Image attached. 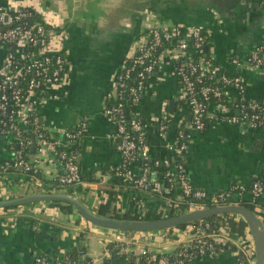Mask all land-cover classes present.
<instances>
[{
    "label": "crops",
    "instance_id": "crops-1",
    "mask_svg": "<svg viewBox=\"0 0 264 264\" xmlns=\"http://www.w3.org/2000/svg\"><path fill=\"white\" fill-rule=\"evenodd\" d=\"M26 1L37 9L57 13L63 26L64 84L58 98L39 103L34 111L50 138L61 146H72L64 138V130L85 123L76 161L86 181L62 192L75 196L92 211L98 212L107 200V190L114 187L119 193L110 211L128 213L136 219L159 215L162 201L151 193L131 189L113 172L121 155L115 144L114 124L103 115L115 74L151 28L185 30L201 26L207 34L205 52L212 64L221 72L237 74L244 86V99L264 101V62L258 67L247 63L251 51L264 46L263 0H0V5ZM166 56H160L157 69L148 75L133 106L134 113L146 122L149 154L156 158L168 153L165 145L173 141L176 125L173 121L160 135L155 119L164 114L175 119L182 113L187 122L190 118L188 106L177 100L180 84L174 61ZM3 59L0 48V68ZM223 99L222 107L210 108L203 130L189 131L184 162L187 177L193 187L207 192L243 186L246 190L239 201L249 200L247 188L252 179L259 176L264 182V127L219 120L222 110L239 113L234 87L225 89ZM170 102H174L173 109ZM10 137V133L0 132V200L34 192H60L55 178L63 166L50 148L36 166L42 186L19 168L15 172L2 169L4 161L13 155L6 147ZM130 171L139 174L141 168L133 165ZM118 179L123 182L121 187ZM182 236L170 230L133 234L100 228L88 224L63 202H34L0 210V264H35L40 254L48 259L64 258L66 251L82 249L87 258L100 264L106 253L110 256L106 249L109 243L133 254L142 249L153 254L172 253ZM229 238L238 250L251 241L247 227L243 237L230 233ZM184 264H255V260L251 256L240 260L237 251H221Z\"/></svg>",
    "mask_w": 264,
    "mask_h": 264
},
{
    "label": "built area",
    "instance_id": "built-area-1",
    "mask_svg": "<svg viewBox=\"0 0 264 264\" xmlns=\"http://www.w3.org/2000/svg\"><path fill=\"white\" fill-rule=\"evenodd\" d=\"M261 10L264 14V0L261 2ZM176 33H178L176 28H151L147 35L135 45L134 53L130 56L132 65L127 67L122 64L121 69L115 74L111 90L112 94H119V88L126 87L125 79L129 73L135 66H141L142 70L138 73L139 79L134 85L128 87L129 93L134 98V106L143 92L148 75L154 68L158 67L161 60L160 56L167 55L174 61V72L180 84L177 100L188 106L190 118L187 122L183 113L177 115L175 119L164 114L155 119L154 125L159 134L164 135L175 121L177 133L175 131L173 141L165 145L168 153L176 154L181 159L176 165L178 183L175 190H172L173 177L167 170L170 160L166 156L155 158L153 169L146 167L150 155L146 135H144L140 121L131 119L127 127L121 104L110 109H103L105 117L110 118L115 115V137L119 138L116 147L121 155L117 175L123 178L131 189L151 193L157 200L162 201L161 208L158 210L160 217L167 216L169 210H173L175 214H182L210 206L239 204V196L246 190L243 186L232 185L224 191L207 192L193 187L188 180L184 162L189 147V132H186L185 129L189 131L202 130L206 125L212 105H215V108L223 106L225 89L228 87H234L237 90L239 102L246 99L243 97L244 86L239 77L230 78L226 76L211 61L203 65L193 59V55L201 56L205 52L207 34L201 26L185 28L183 35L191 38V44L185 38H180L176 46L161 49L154 55L157 47L164 42H169ZM63 35V26L55 12L37 9L27 1L0 5V48L4 50V59L0 68V114H5L9 109L8 101H11V104L19 108L17 116H12L11 119H15L18 124L19 122L25 124L24 117L32 112L39 103L59 97V92L65 81L66 69L63 56ZM263 52L264 46L251 51L247 59L250 67L262 65L264 62ZM232 62L238 64L236 59H233ZM206 74H208V79L211 78V75L216 74L222 82V87L210 83L202 84V77ZM22 77H27V79L20 86ZM210 97L217 100L210 101ZM247 108L251 110L249 115L241 114L239 108L237 115L222 110L219 114V120L228 123L245 122L252 128L264 127V101L248 100ZM84 131L85 123L82 122L74 129L64 130L63 135L70 144H73L71 140L81 137ZM133 132L136 137L132 135ZM15 133L13 140L17 142V147L23 143L31 144V140L26 139L24 141L20 137L19 130L16 128ZM54 145L58 144L54 141H48L43 136L40 138L37 153L31 157L30 163L23 160L21 152L16 150L12 155V158L15 159L12 166H16L24 172L30 170L36 172V166L44 151L50 148L55 152ZM55 154L60 159L65 158L63 152L58 154L55 152ZM136 155H140L141 159L146 161L142 164L145 166L141 168L139 174L130 171L131 161ZM9 166L10 164L5 162L2 169L6 170ZM62 166L63 172L55 178L57 189L60 192L81 182L79 181L80 171L72 156L67 157ZM152 174H155V179L152 178ZM30 175L35 179L33 180L35 184L42 186L43 183L37 175ZM247 189L250 193L251 202L264 198L263 182L256 181L251 185V188ZM254 211L256 214L261 211L259 204H255ZM236 216L239 218L238 215ZM214 228L212 223L203 219L184 225L183 229L175 227L164 230L183 235L176 245L178 248L176 255L185 257L187 258L186 261H189L203 256L217 255L218 251L215 244L230 242V232L226 227L220 226L217 230ZM137 233L139 232H133V234ZM184 247H187V250ZM117 248L119 252L125 253L120 246ZM145 252H148V259L152 260L153 264H171L168 258L170 253L153 254L147 249H142L141 253ZM239 252L245 257L251 256L254 260L252 241L244 244ZM82 257L86 258L84 253ZM108 257L109 255L106 253L100 264L104 258ZM88 259L87 264H95L90 258ZM177 262L180 263L181 261L177 260ZM35 264H73V262L66 260V256L48 259L40 254L35 257Z\"/></svg>",
    "mask_w": 264,
    "mask_h": 264
},
{
    "label": "trees",
    "instance_id": "trees-1",
    "mask_svg": "<svg viewBox=\"0 0 264 264\" xmlns=\"http://www.w3.org/2000/svg\"><path fill=\"white\" fill-rule=\"evenodd\" d=\"M183 33H184V29L178 28V33L173 35L172 39L169 42H164L161 46L157 47L156 51L154 52V55H156V53L158 51H161V49L171 48V47L176 46V43L179 41L180 38H185V40H187L191 44L192 43L191 38L188 36H184ZM262 55L264 57V54H262ZM193 59L196 60V62L203 64V65L210 62V57L206 54V52H204L201 56L193 55ZM124 64L127 67L132 65L131 59L129 58L128 60H126V62H124ZM156 69H157V67L154 68V70H156ZM141 70H142L141 66H138V65L135 66V68L129 73L128 77L125 79L126 87H124L123 89L119 88V94H115V95L110 94L104 108L110 109V108L115 107L118 104H121L122 108H123L122 114L124 116L125 124L127 125V127L129 126V122L131 121V119H138L140 121V124L142 125V130L144 131V135H147V132L145 129L146 122H142L141 119L139 118V116H137L134 113V110H133L134 98L129 93V90H128V87L131 85H134L137 82V80L139 79L138 73L141 72ZM224 74L230 78L238 77L235 72L225 71ZM207 76H208V74H206L205 76L202 77V84L210 83V84L218 86L220 88L222 87V82L218 79L216 74L211 75L210 79H208ZM26 79H27V77H22L20 86L22 85V83L24 84ZM209 100L210 101H216L217 99L214 97H210ZM247 102H248V100H243V101L238 103V108L241 111L240 112L241 114L246 113L247 115H249L251 113V110L247 108ZM8 106H9V109L5 112V114H3V115L0 114V132L8 131L10 133V136H11L10 138L12 140H11L10 144H7L6 147L9 148L13 152L16 150H19L21 152L22 159L30 163L31 157H33L37 153V147L39 145L40 138L44 136L48 141H53V140L50 138L49 133L46 130V128L40 122V115L37 112H35L33 110L32 112L27 114L24 117L25 124L22 126V125L18 124L15 121V119L14 120L11 119L12 116H15V115L17 116V114L19 113L18 106H14L13 104H11V101H8ZM114 116L110 117V119L112 120V122L114 124V135H115V117ZM206 123H207V121H206ZM15 128L19 130L20 137L23 138L24 141L26 139L31 140V144L23 143L17 147L16 146L17 142H15L13 140L15 135H16ZM67 130H71V129H67ZM185 131L189 132L188 129H185ZM176 133H177V130H176ZM132 135L134 137H136V134H134V132L132 133ZM65 139L67 140V138H65ZM79 139H80V137L72 139L71 143H73V144L71 147L70 146L54 145L55 152L57 154L60 152H63L65 155L64 159L59 158L61 160V163H64L65 159L67 157L72 156L73 161L76 163L77 167H79V165L76 161V158L80 153V144H79L80 140ZM118 139H119L118 137H115L116 146L118 143ZM31 147H34L33 150H31ZM166 157L170 160V165L167 167V170L170 171L171 176L173 177L171 185H172V190H175L177 187V183H178L176 180V175L178 172L176 165H177V163H179L181 161V159L178 156H176V154H171V153H167ZM155 158L156 157H153L152 155H150V160L147 163L146 161L141 159L140 155H136L135 158L131 161V165L132 166L135 165V166H139L140 168H143L145 166V164H144V166L142 164L146 162V164H147L146 167H148L149 169H153L154 168L153 160H155ZM14 161H15V159H13V158H8L4 161V164H5V162H8L10 164V166L5 171L15 172L18 170V167L12 166ZM119 166H120V164L118 166H116L113 170V172L115 173V175L117 177H119V175H117V168ZM184 166H185V163H184ZM78 169L80 171V168H78ZM163 169H165V168H163ZM26 173L38 175L37 171L34 172L32 170H30ZM79 181H86V178L81 174V172H80ZM256 181L263 182V178L259 177V176L253 178L251 183H250L249 188H251V185ZM116 183H118L119 187H121L123 182L120 179H118ZM263 185H264V182H263ZM118 193H119V191L117 188L109 187V189L107 190V195H108L107 200L105 203L100 205L97 213L100 215L111 216V217H115L118 219H136V216H132L128 213L119 214L117 212L110 211V207L115 202V197ZM239 204H242L251 210H254L255 204H259V206L261 207V211L257 214L262 217L263 224H264V198L263 199L260 198L259 200L257 199V200H255V202H251L250 199L249 200H241V201H239ZM64 205L69 210L73 209L72 206L69 204L64 203ZM173 214H175L173 212V210H169V212L167 213V216L173 215ZM158 217H160V216L149 214L146 216V219H152V218H158ZM206 220L215 226L214 230H217L218 227L223 226V227H226L231 234H237L238 236H242V237L244 236V230L246 228V224L241 218L236 219L235 214L225 213V214L214 215V216H211L209 218H206ZM183 228H184V225H181L178 227V229H183ZM215 245H216L215 247H216V250L218 251V253L221 251H235V252L237 251L240 260H244L246 258L242 253L239 252V250L231 242H225L224 244L216 243ZM106 249L109 253H111L112 251L117 249V246H115V244H113V243H109V244H107ZM184 249L187 250V247H184ZM177 251H178V248H176L172 253L168 254L169 262L171 264H184L186 262L187 258L177 256L176 255ZM83 253H84L83 249L77 250V251H66V255H65L66 260L73 262V264H87L89 259L87 257L86 258L82 257ZM114 259L116 260V264H153L154 263L152 260L148 259V252L139 253V254H133L130 252H125V253L117 252L114 255ZM177 260H180L181 262L179 263V262H177ZM102 264H112V259L110 258V256L108 258H104L102 260Z\"/></svg>",
    "mask_w": 264,
    "mask_h": 264
},
{
    "label": "water",
    "instance_id": "water-1",
    "mask_svg": "<svg viewBox=\"0 0 264 264\" xmlns=\"http://www.w3.org/2000/svg\"><path fill=\"white\" fill-rule=\"evenodd\" d=\"M174 108V102L169 103ZM238 113V112H236ZM34 147H31L33 150ZM155 174L152 178L155 179ZM63 202L72 206L76 213L88 224L122 232H151L187 225L219 214L238 215L246 224L253 244L255 264H264V224L261 216L254 210L242 204H229L223 206H210L203 209L187 211L182 214L168 215L152 219H118L111 216L100 215L86 207L81 200L65 192H34L11 199L0 200V210L13 208L34 202ZM119 252L115 249L110 253L112 264H116L114 255Z\"/></svg>",
    "mask_w": 264,
    "mask_h": 264
},
{
    "label": "bare ground",
    "instance_id": "bare-ground-1",
    "mask_svg": "<svg viewBox=\"0 0 264 264\" xmlns=\"http://www.w3.org/2000/svg\"><path fill=\"white\" fill-rule=\"evenodd\" d=\"M121 160V159H120ZM79 168V167H78ZM119 178V177H118ZM117 246V245H116Z\"/></svg>",
    "mask_w": 264,
    "mask_h": 264
}]
</instances>
